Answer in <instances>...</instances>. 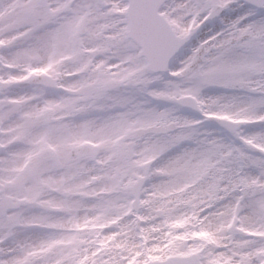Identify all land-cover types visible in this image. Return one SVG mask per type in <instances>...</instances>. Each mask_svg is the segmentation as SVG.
I'll list each match as a JSON object with an SVG mask.
<instances>
[{
  "label": "snow or ice",
  "instance_id": "obj_1",
  "mask_svg": "<svg viewBox=\"0 0 264 264\" xmlns=\"http://www.w3.org/2000/svg\"><path fill=\"white\" fill-rule=\"evenodd\" d=\"M110 17L111 23H100L95 33L90 32L88 25ZM190 22L199 23L193 29ZM85 32L89 38L103 41L107 50L124 53L129 65L121 79L101 76L90 89L93 95L89 99L98 102L110 97V103L127 109L121 125L131 120L152 130L153 122H163L160 130L154 129L155 141L160 155L171 154L178 161L172 184L195 181L198 197L206 204L200 212L192 213L200 233H210L216 221L217 230L223 228L222 218H230L233 225L246 218L248 229L261 233L250 236L240 232L252 243L245 251L233 252L223 260L204 245L181 246L167 257L149 255L145 264H264V195H260L264 193V0H119L116 4L36 0L26 11L25 22L12 30L13 38L7 43L0 39V51L23 52L27 58L48 50L50 59L61 48L78 52ZM68 36L73 43L66 47L61 41ZM178 54L184 58L177 67H171ZM36 68L48 71V67ZM10 79L15 81L16 77ZM113 88L125 91L109 96ZM205 90L215 91L208 94ZM162 103L170 107L162 108ZM176 105L199 115H177ZM215 112L245 119L229 124L211 115ZM7 149L2 150L4 154ZM43 150L37 149V154ZM113 151L119 161L127 159L120 145ZM249 173H257L250 182ZM32 175L39 178L35 166ZM225 182L228 188L221 187ZM186 204L194 206L191 199ZM23 206L0 195V233L15 235L18 228L39 227L35 219L24 221ZM108 207L102 205L100 211ZM55 236L52 232L39 245L21 246L18 256L0 251V264H90L78 260V242L57 249ZM70 239L76 241L75 236ZM91 264L111 262L93 260Z\"/></svg>",
  "mask_w": 264,
  "mask_h": 264
},
{
  "label": "clouds",
  "instance_id": "obj_2",
  "mask_svg": "<svg viewBox=\"0 0 264 264\" xmlns=\"http://www.w3.org/2000/svg\"><path fill=\"white\" fill-rule=\"evenodd\" d=\"M111 22L110 17L107 21H95L88 25V28L90 32L95 33L100 23ZM81 39L83 44L78 52L70 48H61L50 59L33 63V67H48L47 74L42 75L41 79L48 80L55 87L45 89L44 94L28 106V110L34 114H41L53 125H67L74 131L86 127L87 135L50 136L45 144L24 143L18 146L32 150L43 148L42 153L50 165L49 170L37 178L39 192H25L24 196L30 199L38 197L40 200L61 202L63 199L61 194L49 189L54 185L60 186L65 177L72 173V168L67 162L69 158L76 163L83 160V165L87 167L84 174L70 181V185L79 186L78 190L86 195L73 197V200L79 201V206L70 214L46 213L34 205H24L21 209L23 219L24 221L41 219L44 222L46 217H63L69 227L78 225L79 231L56 233V236L63 239L75 236L76 241L65 247L78 242L81 250L78 260H88L90 264L93 260L111 262V264H121V262L132 264L133 261L137 264H145L149 255L163 257L173 255L181 248L176 237L188 235L191 231L187 227L178 226L177 221H188V217L183 213L200 212L201 206L206 207V204L198 197V188L194 185L178 195L175 194L188 181L174 186L173 176L163 174L172 173L178 161L171 154L160 155L156 147L154 129L135 130L136 124L131 120L127 125L116 126L114 122L119 118L120 109H113L110 112L86 110L81 113L79 109L84 108L85 103H71L80 101L81 97L92 96L90 89L101 76L109 80H118L122 78L124 69L129 67L124 53L107 50L103 41L89 38L88 32H85ZM120 89L113 88L108 95L111 96ZM49 106H51L50 110ZM57 115L66 116L67 119L56 120ZM19 119L18 116L17 120ZM43 131V129L37 130V135L30 137V140L36 141ZM8 139L4 137L5 141ZM88 141L98 147H88L86 144ZM49 143L56 146L55 153L47 151L45 145ZM81 144L86 146L79 148ZM115 145H120L127 152V167L124 172L117 171L120 161L113 151ZM15 147L17 146H10L7 149L4 154L6 159ZM81 153H87V157L83 158ZM161 169L163 171H160ZM256 175L257 173H249V182ZM221 186L228 188L229 184L225 182ZM170 192L174 194L165 199V194ZM181 199L185 201L191 199L194 206L181 205L176 208V202ZM223 203L227 204L228 200ZM102 205H109L107 211H100ZM173 208H176V211H171ZM129 210L132 211V215L127 214ZM137 213L148 219L138 220ZM222 219L226 230L231 225L230 235H239L236 232L237 228L250 227V222L246 218L235 225L230 218ZM218 224L214 222L211 229L217 241L223 235L217 230ZM51 231L18 228L15 230V235L0 233V251L4 253L11 251L12 256H18L21 246L27 249L29 246L37 245L29 242V233ZM203 244L204 242L200 240H189L183 244V247L187 249L193 246L200 247ZM12 256L7 258L11 260ZM148 264H157V262L149 261Z\"/></svg>",
  "mask_w": 264,
  "mask_h": 264
},
{
  "label": "rangeland",
  "instance_id": "obj_3",
  "mask_svg": "<svg viewBox=\"0 0 264 264\" xmlns=\"http://www.w3.org/2000/svg\"><path fill=\"white\" fill-rule=\"evenodd\" d=\"M55 2V0H52ZM63 3H73L78 2V0H61ZM102 2L109 4H116L119 0H102ZM36 3V0H0V39H3L4 43H7L13 38L12 30L18 28L21 24L25 22L26 11L29 7ZM195 24L190 22V26H195ZM64 46H70L73 43L71 36L66 37L61 41ZM196 41L193 43L195 46ZM188 53L185 52L184 55ZM48 50H41L38 55L32 54L25 57L23 52H16L13 54H7L0 51V83L2 87V94L0 95V144L2 148H9L10 146H17L14 150L9 153L7 159L4 156V152L0 156V195L5 197H10L14 201L19 202L23 205H34L39 209H43L46 213H72L79 206V201L73 200V197L84 196L83 193L78 190L79 186L70 185V181L76 180V178L87 170L86 165H83V160L80 163H76L68 159V166L72 168V173L65 177L60 186H52L49 190L52 192L60 193L63 197L61 202H56L55 200H40L38 197L36 199H30L23 194L25 192H39V184L36 182L37 178L32 175V169L34 166L39 171L41 177L45 171L49 170L48 159L44 156L42 152L37 154V150H32L29 148L19 147L18 145L24 143H40L45 144V141L50 136H86L88 129L82 127L79 130L74 131L67 125H53L48 119H44L41 114L37 115L28 110V106L37 101L45 92V88L39 86H30L26 79L33 75L42 73L38 68L33 67V63L41 62L49 58ZM184 55H178V59L175 60L173 67L179 65V60L184 58ZM48 71H46L47 73ZM15 76V81L11 80V76ZM120 92H124L125 89H120ZM130 91V90H129ZM208 94H213L215 90H205ZM239 91V90H238ZM110 97H104L99 99V102H93L88 96L81 97L80 101H74L71 103L84 102L85 107L80 108L79 112H85L86 110H94L97 112H110L113 109H120L119 118L114 122L116 126H121V118L123 112L127 109H123V106H117L114 103L109 102ZM65 103H70L65 101ZM161 107H170L167 104H161ZM176 107L177 115H184L195 118L196 116L188 114L178 105ZM51 106H49V110ZM70 115L73 113H69ZM215 114L227 115L228 117L236 118L239 116H234L228 112H215ZM19 116V120L17 117ZM241 118V117H239ZM244 118V117H242ZM67 119L66 116H56V120ZM163 123V122H162ZM152 124H157L153 122ZM141 126L136 124V127ZM43 129V133L38 135L36 141L30 140V137L37 135V130ZM203 131V129H201ZM22 133V135H21ZM4 137H8L7 141ZM44 138V141H43ZM93 144L94 147H98L93 142L88 141ZM117 143H119L117 141ZM46 149H52L55 153L56 146L54 144H46ZM86 158V157H83ZM127 167L126 159L120 160V167H118V172H124ZM165 175H172V173L164 172ZM21 177L19 181L16 177ZM55 179V177H53ZM195 181H188L183 184L175 193L178 195L180 192L186 191L188 188L192 187ZM222 187V186H221ZM7 188L9 191L4 192ZM174 193H166L164 198L167 199L169 195ZM181 205L187 206L185 200H178L176 202V208L181 207ZM176 208L171 209V211H176ZM128 215H132V211L129 210ZM137 219L140 221H145L148 218L139 216L137 213ZM184 216L188 217V221L180 224L178 226L187 227L191 229L190 233L185 236H178L176 240L180 242L181 246L186 241L189 240H200L203 241L205 247L208 251H214L215 254L221 255V260L224 256L231 255L233 252H243L246 250V245L252 243L250 240H246L237 234H229L231 231V225L226 230L224 227L219 231L223 233L221 239L217 241L212 232L201 234L200 231H196L198 227H195L192 222V214L187 212L183 213ZM197 219L204 221V217H196ZM191 221V223H189ZM219 223V221H216ZM35 223L39 226L36 229H50L51 232L40 233L34 232L29 233L28 240L32 244L39 245L41 242L49 239L52 232L55 233H65V232H75L79 231V226L69 227L65 223L63 217L51 218L46 217L45 221L42 222L41 219H35ZM238 234L240 232L246 233L250 236H259L258 232L252 231L248 228H239L236 231ZM261 235V233H260ZM56 244L54 247L57 249L64 248L66 245L73 243L72 239H63L54 237ZM194 247V246H193Z\"/></svg>",
  "mask_w": 264,
  "mask_h": 264
},
{
  "label": "water",
  "instance_id": "obj_4",
  "mask_svg": "<svg viewBox=\"0 0 264 264\" xmlns=\"http://www.w3.org/2000/svg\"><path fill=\"white\" fill-rule=\"evenodd\" d=\"M33 79H38L40 81H44V79H41V76H35ZM152 128L156 129V130H160L162 127L152 126ZM139 130L140 131H147V130H151V129L147 128V129H139Z\"/></svg>",
  "mask_w": 264,
  "mask_h": 264
}]
</instances>
